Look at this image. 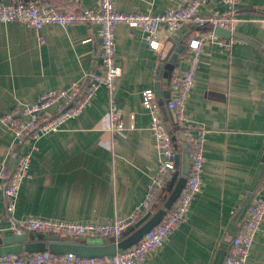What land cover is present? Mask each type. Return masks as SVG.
Masks as SVG:
<instances>
[{
  "label": "crops",
  "instance_id": "1",
  "mask_svg": "<svg viewBox=\"0 0 264 264\" xmlns=\"http://www.w3.org/2000/svg\"><path fill=\"white\" fill-rule=\"evenodd\" d=\"M11 3L22 0H9ZM188 0H114L122 13L162 14ZM66 10H87L99 0H37ZM220 0H205L200 16L227 15ZM238 22L230 31L229 49L206 44L186 109L191 122L203 126L205 152L203 186L187 219L150 253L144 264H223L232 237L238 232L254 196L264 192V0H240L234 8ZM183 51L161 80L155 94L160 60L171 46L161 41L151 50L139 29H115L118 114L134 129L112 136L108 128V96L99 88L78 117L54 133L23 144L31 156L29 179L20 185L13 216L50 221L110 224L116 216L129 218L143 201L159 156L149 130L150 116L141 104L151 89L155 104L173 136L180 155L152 209L162 207L189 165V152L177 138L174 115L164 109L173 85L186 67L188 43L208 31L195 22L179 30ZM35 32L15 23H0V118L19 114L23 106L51 90L82 82L100 63L97 26H53ZM11 132L0 121V164L14 167L9 154ZM140 216V218H142ZM139 218V219H140ZM0 189V238L11 236ZM127 233L124 232V234ZM62 244H84L99 238L59 236ZM115 241L114 238L102 239ZM247 264H264V222L250 249Z\"/></svg>",
  "mask_w": 264,
  "mask_h": 264
},
{
  "label": "built area",
  "instance_id": "2",
  "mask_svg": "<svg viewBox=\"0 0 264 264\" xmlns=\"http://www.w3.org/2000/svg\"><path fill=\"white\" fill-rule=\"evenodd\" d=\"M220 1L228 8V14L205 17L198 13L205 0H188L156 15L150 12H119L115 9L114 0H99L96 8L87 10H66L22 1L4 5L3 0H0V23H15L32 29L40 44L44 43L40 30L46 25L97 26L100 36V63L96 70L86 74L82 82H72L63 90L44 92L35 101L23 106L19 114L7 113L0 118L13 137L9 154L14 160V167L8 170L0 164V189L9 222L8 230L12 235L42 232L72 238L118 240L142 214L152 209L156 196L164 189L166 180L174 168L177 152L173 146V136L161 115L162 110L155 104V94L151 89L142 92L141 104L150 116L149 130L156 142L159 165L156 173L150 178L143 201L129 218L116 216L110 224L50 221L30 216L16 220L13 213L20 185L31 177V156L23 151L22 147L25 142L60 131L66 121L80 116L99 88H104L108 96L107 131L110 135L119 136L134 129V116H129V123L126 125L117 110L116 80L120 69L115 63V29L118 25L141 30L151 50H157L162 44L161 41L188 22H195L199 27L208 30L188 43L186 67L177 83L173 85L170 97L164 105V109L174 115L175 125L188 144L189 165L185 185L162 220L147 231L135 245L118 251L114 256L80 258L72 253L54 255L49 252L9 254L0 257V264H144L150 253L161 247L168 236L187 219L191 205L203 186L207 131L203 126L191 122L186 104L194 86L204 46L212 43L223 49L230 48L232 41L216 35L214 29L219 27L231 31L238 22L234 8L240 0ZM263 222L264 192H260L249 204L238 232L232 237L223 264H247L251 246Z\"/></svg>",
  "mask_w": 264,
  "mask_h": 264
},
{
  "label": "water",
  "instance_id": "3",
  "mask_svg": "<svg viewBox=\"0 0 264 264\" xmlns=\"http://www.w3.org/2000/svg\"><path fill=\"white\" fill-rule=\"evenodd\" d=\"M37 0H22L24 3H36ZM4 5H9V0H3ZM214 33L223 39H230L231 33L222 28H215ZM179 31L170 34L167 42L170 47L164 57L160 60V65L157 71V83L155 85V94L157 96L161 93V80L166 79L170 67L176 64L184 48L181 44V38H178ZM177 138L183 144V149H188V144L185 141L182 133L177 132ZM180 160V155L176 154L174 158V167L176 168ZM187 169L183 172L182 176L177 180L176 184L170 191L168 197L163 203L162 207L158 208L155 212L149 211L136 223L127 229V233L123 234L121 238L111 242H103L101 238L84 244H62L60 237L50 235L42 232H27L21 235H11L8 237L0 238V257L9 254H35L42 252H49L54 255H63L67 253L75 254L80 258H102L107 256H114L118 251L125 250L135 245L144 234L152 227L157 225L167 212L172 208L176 202L180 192L185 185V176ZM125 231V232H126Z\"/></svg>",
  "mask_w": 264,
  "mask_h": 264
}]
</instances>
